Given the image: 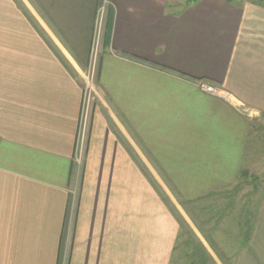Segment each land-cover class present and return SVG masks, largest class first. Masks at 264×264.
<instances>
[{
    "label": "crops",
    "instance_id": "1",
    "mask_svg": "<svg viewBox=\"0 0 264 264\" xmlns=\"http://www.w3.org/2000/svg\"><path fill=\"white\" fill-rule=\"evenodd\" d=\"M102 1L0 0V264H170L181 223L224 264L181 205L242 179L256 208L219 255L264 264V5L109 0L77 169Z\"/></svg>",
    "mask_w": 264,
    "mask_h": 264
},
{
    "label": "rangeland",
    "instance_id": "2",
    "mask_svg": "<svg viewBox=\"0 0 264 264\" xmlns=\"http://www.w3.org/2000/svg\"><path fill=\"white\" fill-rule=\"evenodd\" d=\"M109 6L110 1L108 0L107 13ZM106 19L107 14L104 21L105 27ZM251 114L247 112V115ZM262 121L264 123V119ZM259 154L262 153L257 152L255 155L259 157ZM242 180H238L236 186L229 191L210 195L195 202H185L186 204L181 205L183 211L188 213L191 221L195 223L194 225L201 229L203 227L208 233L210 247L218 254L217 258L222 263H229L226 255L230 254L226 252V255H219L222 248L231 247L229 245L232 242L242 244L246 241L250 216H252L257 204L249 192L248 180ZM178 221L181 223L179 216ZM180 225L182 226L181 235L170 264H213L212 259L208 258L197 241L191 238L187 227L183 223Z\"/></svg>",
    "mask_w": 264,
    "mask_h": 264
},
{
    "label": "built area",
    "instance_id": "3",
    "mask_svg": "<svg viewBox=\"0 0 264 264\" xmlns=\"http://www.w3.org/2000/svg\"><path fill=\"white\" fill-rule=\"evenodd\" d=\"M108 0H103L97 8L92 25L88 56L83 72V84L81 91V103L78 114L76 132L72 149V162L79 169L83 162L85 147L90 125V117L95 98V75L99 61L100 50L103 44L105 16ZM198 88L211 95L217 93L216 88L204 81H197Z\"/></svg>",
    "mask_w": 264,
    "mask_h": 264
},
{
    "label": "trees",
    "instance_id": "4",
    "mask_svg": "<svg viewBox=\"0 0 264 264\" xmlns=\"http://www.w3.org/2000/svg\"><path fill=\"white\" fill-rule=\"evenodd\" d=\"M254 1L262 3L264 5V0H254Z\"/></svg>",
    "mask_w": 264,
    "mask_h": 264
}]
</instances>
